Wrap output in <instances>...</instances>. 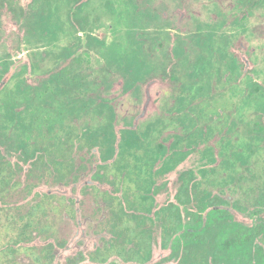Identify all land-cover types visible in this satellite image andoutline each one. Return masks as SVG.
I'll return each instance as SVG.
<instances>
[{
    "label": "rangeland",
    "instance_id": "rangeland-1",
    "mask_svg": "<svg viewBox=\"0 0 264 264\" xmlns=\"http://www.w3.org/2000/svg\"><path fill=\"white\" fill-rule=\"evenodd\" d=\"M227 260L264 264V0H0V264Z\"/></svg>",
    "mask_w": 264,
    "mask_h": 264
},
{
    "label": "trees",
    "instance_id": "trees-1",
    "mask_svg": "<svg viewBox=\"0 0 264 264\" xmlns=\"http://www.w3.org/2000/svg\"><path fill=\"white\" fill-rule=\"evenodd\" d=\"M189 228H192L189 226ZM232 234L227 233L221 238V247L229 254H237L241 252L243 255H248L254 247V239L251 237L250 230L238 224H232ZM187 236L188 234H184ZM193 236H197L196 232H192ZM261 255L260 252H254ZM230 259V258H229ZM228 264V260L226 262Z\"/></svg>",
    "mask_w": 264,
    "mask_h": 264
}]
</instances>
